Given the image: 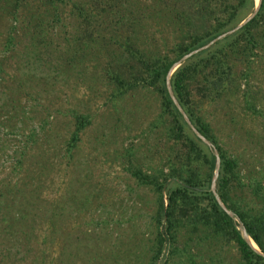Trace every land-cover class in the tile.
<instances>
[{
    "label": "rangeland",
    "instance_id": "374dc122",
    "mask_svg": "<svg viewBox=\"0 0 264 264\" xmlns=\"http://www.w3.org/2000/svg\"><path fill=\"white\" fill-rule=\"evenodd\" d=\"M136 5L134 1L133 11ZM36 6L28 0L17 8L15 17L0 13V177L24 181L23 194H29L34 203V209L30 203L27 209L32 219L30 243L21 242L23 233L17 242L10 235L4 241L8 250L1 251V262L31 264L36 258L39 262L40 254L48 264H149L156 194L140 184L130 168L136 164L150 172L165 159L167 138L149 124L158 112L159 95L149 86L117 88V92L105 72L115 69L111 61L115 55H81L67 73L55 69L69 56L68 52L57 55V49L63 47L71 23L65 17L53 26L42 22L31 31L32 18L21 28L22 21L42 9ZM47 16L43 13L42 18ZM157 21L145 16L128 25L149 52L171 57L176 32ZM8 30L11 38L6 37ZM39 38L48 43L39 49L48 53L34 55L32 48L39 45ZM260 45L264 46V40ZM252 50H235L231 62L240 82L234 90L246 92L258 111L246 108L239 93L225 105L203 104L196 109L237 159L238 181L231 197L244 209L254 205L249 198L251 178L260 175L264 180V51L260 46ZM11 104L20 109V118L15 121L19 127L10 130V118L15 117ZM74 114H82L86 123L76 130L77 140L69 154L64 147L75 125ZM43 121H47L49 130L44 132L51 143L45 153L46 166L42 170L30 166L34 173L26 177L23 169L16 172L13 166V150L19 151L29 129L36 130L34 137L39 141ZM32 153H41V148L35 147ZM29 161L24 157V163ZM236 228L240 229L239 222ZM188 229L186 224L179 229L172 252L161 249L156 264H187L186 251L194 255L193 264H243L232 240L220 234L217 239L203 235L198 240L196 232L185 233Z\"/></svg>",
    "mask_w": 264,
    "mask_h": 264
},
{
    "label": "trees",
    "instance_id": "16d2710c",
    "mask_svg": "<svg viewBox=\"0 0 264 264\" xmlns=\"http://www.w3.org/2000/svg\"><path fill=\"white\" fill-rule=\"evenodd\" d=\"M27 1L0 0V13L15 17L17 8ZM34 1L38 6L36 9L39 7L42 9L37 11L36 16L27 18L26 22L22 21L21 28L27 27V22L32 18L35 22L31 26V31L42 22L53 26L55 21L60 22L65 17H68L71 23V29L63 38V47L61 50L57 49L59 51L57 55L68 52L66 55L69 56L64 61H59L55 69L67 73V69L72 67V61L78 60L81 55L90 53L115 55L111 59L115 69L111 73L105 72L117 92L119 88L121 91H127L149 86L159 95L158 112L149 124L157 129L156 134L159 132L167 138L165 159L159 168L150 172L142 171L136 164L130 168V174L156 194L153 216L156 230L152 236V254L148 263L156 264L155 257L159 256L161 249L172 252L170 247L176 241L179 229L186 224L190 229L185 233L189 235L193 231L196 232L198 240L202 239L203 235L217 239L219 234L225 240H232L239 249L243 264H264V257L245 242L236 228L238 222L241 223L249 238L259 251L264 253V180L260 175L253 176L250 180L249 198L254 205L246 209L238 205L231 197L238 181L237 159L230 156L219 142L209 122L196 112L198 106L203 104L225 105L229 97L236 93L243 96L246 108H251L252 112L258 111L252 101L249 102L246 92L234 90L238 88L240 82H236L231 62L234 57L231 55H234L235 50H238V53H253L252 49L258 46L264 51V46L260 45L264 40V0H260L256 12L250 19L230 33L190 54L169 75L170 89L178 104L192 125L217 151L219 165L214 189L225 207L232 211V216L218 205L209 188L214 168V153L209 145L194 134L170 99L165 86V75L171 63L181 55L203 45L244 18L252 10L254 0ZM134 1L138 4L135 11L132 10ZM43 13L48 16L42 18ZM145 16L154 17L163 22L164 26H172L171 31L176 32L174 37L177 41L174 43L171 57L149 52V48L142 45L143 42H139L130 32L128 24H133L135 20ZM6 37H12L9 30ZM38 41L39 45L34 46L35 49L32 48L34 55L39 52L48 53L44 49H39L41 44L48 47V43L42 38ZM241 42L240 47H237ZM251 97L253 98L252 95ZM13 100L14 98L10 99V102ZM13 106L11 104L13 108L11 112L15 117L10 118L13 124L7 126L10 130L11 126L19 127L18 121L16 123L15 121L20 118V109L17 111ZM46 122L43 121L40 126L39 141L34 137L36 130L29 129L19 151L13 150L15 152L13 166L17 168L16 172L23 169L26 177L34 173L30 166L34 169L39 167L41 170L46 166L45 153L51 145L48 133L44 132L49 130L45 127ZM85 123L86 119L82 114H74L75 125L64 147L66 153H71L77 140L75 132ZM35 147H40L41 153L33 154L32 150ZM24 157L32 161L24 163ZM201 166L204 167L202 172ZM23 182L12 181L2 175L0 177V244L3 243L4 246L6 244L4 241L10 235L17 242L21 233H23L21 242L30 243L32 219L28 218L27 209L31 206L34 209V203L29 194H23L21 188ZM84 197L86 198V195ZM55 202L59 203L58 200ZM6 234L8 235L5 236ZM29 246L30 244L27 247ZM5 247L0 248V264H5L1 262L4 260L1 251L8 250V247ZM24 251L25 255L29 254L27 252L29 250ZM186 254L187 264H193L194 255L188 251ZM38 257L39 262L36 258L31 264H48L49 261L45 263L42 255L39 254Z\"/></svg>",
    "mask_w": 264,
    "mask_h": 264
},
{
    "label": "water",
    "instance_id": "95a60500",
    "mask_svg": "<svg viewBox=\"0 0 264 264\" xmlns=\"http://www.w3.org/2000/svg\"><path fill=\"white\" fill-rule=\"evenodd\" d=\"M260 0H257L256 2H254L253 8L252 10L243 18L241 19L238 23H236L233 27L217 34L215 37H213L212 39H210L209 41H207L206 43H204L203 45H200L194 49H191L190 51L184 53L183 55H181L179 57V59H177L176 61H174L173 63H171V65L169 66L166 75H165V86H166V90L167 93L170 97V99L172 100V102L174 103V105L176 106V108L178 109V111L181 113L183 119L185 120V122L187 123V125L190 127V129L194 132V134L196 136H198L204 143H206L207 145L210 146V148L212 149L213 153H214V168H213V172L211 174V179H210V185L209 188L212 192V194L214 195V198L216 200V202L218 203V205L228 214V215H233L232 211L227 209L225 207V205L223 204V202L221 201V199L219 198V196L217 195L215 189H214V181L217 175V169H218V165H219V157L217 154V151L215 150V148L211 145V143L203 136L201 135L198 130L192 125L191 121L189 120V118L187 117V115L185 114V112L182 110V108L180 107V105L178 104L177 100L175 99V97L173 96L171 89H170V85H169V75L171 73V71L181 62L183 61L186 57H188L190 54L204 48L205 46L209 45L211 42L215 41L216 39L222 37L223 35L230 33L231 31L235 30L236 28H238L240 25H242L244 22H246L248 19H250L254 13L256 12L258 5H259ZM240 235L242 236V238L245 240V242L247 244L250 245V247H252L256 252L260 253L263 257H264V253L260 252L259 249L257 248V246L253 243V241L251 240V238H249V236L247 235V233L245 232V229L243 227V225L240 223Z\"/></svg>",
    "mask_w": 264,
    "mask_h": 264
}]
</instances>
